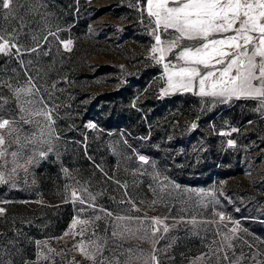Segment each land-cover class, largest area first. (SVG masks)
I'll list each match as a JSON object with an SVG mask.
<instances>
[{"label": "rangeland", "instance_id": "374dc122", "mask_svg": "<svg viewBox=\"0 0 264 264\" xmlns=\"http://www.w3.org/2000/svg\"><path fill=\"white\" fill-rule=\"evenodd\" d=\"M0 264H264V0H0Z\"/></svg>", "mask_w": 264, "mask_h": 264}, {"label": "trees", "instance_id": "16d2710c", "mask_svg": "<svg viewBox=\"0 0 264 264\" xmlns=\"http://www.w3.org/2000/svg\"><path fill=\"white\" fill-rule=\"evenodd\" d=\"M220 164V167H222L223 168V163H222V161L219 163ZM223 170V169H222Z\"/></svg>", "mask_w": 264, "mask_h": 264}]
</instances>
